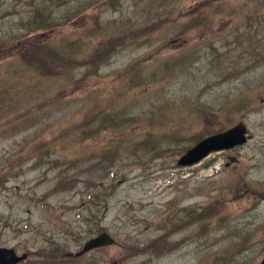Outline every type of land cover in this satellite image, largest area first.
<instances>
[{"label":"rangeland","instance_id":"1","mask_svg":"<svg viewBox=\"0 0 264 264\" xmlns=\"http://www.w3.org/2000/svg\"><path fill=\"white\" fill-rule=\"evenodd\" d=\"M88 1L0 0V247L37 264L55 244L75 254L100 228L115 244L60 263L259 264L264 0ZM93 4L101 29L84 34ZM50 11L57 25H38ZM31 18L30 31L24 24ZM151 22L154 33L115 48L92 74L45 62L41 75L31 61L49 47L79 59L107 37L142 32ZM95 112L86 125L97 128L91 139L57 137ZM242 121L252 136L245 146L176 165L186 149ZM103 149L122 160L120 167H110ZM86 152L94 153L92 163H71L68 173L52 165ZM109 172L116 174L113 192L93 206L66 178L105 187ZM165 220L184 224L164 235ZM157 236L166 248L152 249Z\"/></svg>","mask_w":264,"mask_h":264},{"label":"trees","instance_id":"2","mask_svg":"<svg viewBox=\"0 0 264 264\" xmlns=\"http://www.w3.org/2000/svg\"><path fill=\"white\" fill-rule=\"evenodd\" d=\"M50 1H55V0H50ZM91 0H89L87 3H90ZM96 1V0H95ZM206 2V1H205ZM203 2V3H205ZM95 4H93L94 6ZM99 9V6L95 8V12L92 14L91 18H92V24L90 26V28H85L83 30L84 34H90L92 33V35H96L98 34V31L101 29L100 24H99V17H100V13H96L97 10ZM195 11H198L196 16H201L202 15V10L199 9H195ZM67 17V16H66ZM57 19V18H56ZM197 20V18H196ZM38 25L43 26L44 25H48L47 27L49 29H51L52 27L57 25V22L55 20V17L52 16V11L48 12V14L45 16V18H39L38 20ZM194 25H197L196 23H193ZM34 26V24H32V18L30 20L27 21L26 24H24V28L28 29L31 31ZM150 26H146L145 30H142V32H138V31H132L129 32L127 35L125 34H118L116 36L113 37H108L106 38V40H104L105 44L101 45V47H99L98 49H96V47L94 49H92L91 51H88L85 54H80V58L77 59L74 55H68L64 54L63 52H61L60 50H55L52 47H49L47 49H45V52L43 54V56L38 55V58H36L35 60L31 59V61H34V64L37 66H40L41 71V75H45L42 74L43 73V68L41 65H44L42 63L47 62L48 65H54L58 68H60L61 70H77L78 68H82L83 67V71H89L91 74L96 72L94 70H98L103 64L107 63L109 58L111 57V55L114 52L115 48L121 47L123 44H125L126 42H131L136 40L138 37L141 36H145V35H150L152 30H148ZM146 32H149L146 34ZM3 41H0V43ZM79 43H81L80 40H78ZM103 43V42H102ZM109 48V52H107L106 54H104V51L100 50L102 48ZM83 49L85 50V48L83 47ZM96 49V50H95ZM33 49L32 52L30 54H33ZM88 67H92V68H88ZM89 75L88 72H86L85 77ZM82 78V76H80ZM78 80V78H77ZM139 83L142 85L143 82L138 80ZM98 114V113H97ZM98 118V115H96V112L91 114L89 117L86 118H82L80 121H82V124H77V125H72L70 126V124L64 128L62 131H60L57 134V137H61L63 134H74L71 137H79L81 141L84 140H88L91 139L94 134L97 132V128L94 129L92 127L88 128L86 125L87 123L90 124L96 119ZM78 134H75V133ZM47 149H49L50 147H47ZM25 149H28L27 147ZM24 149V150H25ZM31 151H35L33 148ZM23 152V150H20V152L16 155V157L14 158V162H18L19 158H21V153ZM29 152V150L27 151V153ZM109 151H107L106 149H103L101 151V156L102 157H107L108 161H109V165L110 167H115L118 168L120 167V165L118 166V163H121L122 160L121 159H115L118 156L117 155H110L108 154ZM45 154H47V152H45ZM40 157H42V154H39ZM114 156V157H113ZM94 158V153L93 152H86V153H80V154H76L74 157L72 158H59L57 160H54V162L52 163V165H60L61 169L65 172L68 173V171H70V164L71 163H75L77 161H80L82 164L84 163H92ZM115 173H111L109 172V174H107L106 176V182L108 183L107 186H103L102 184H98L97 186L94 185L93 180L91 178H88L86 180H81L79 177H77L76 175L73 174H69L66 178L67 181H74L75 184L74 186L76 187V189L78 191H80V189H84L86 192V197L87 199L85 200L86 205H88L89 201L91 200L92 206L94 205V203L96 202V200L98 199H103L104 203L106 202L107 197L113 192L114 189V178H115ZM195 221L200 220L196 214H193ZM165 222H168L167 224L168 226V231L166 234L164 235H168L171 232H173L174 230H176L177 228L180 227V224H174L172 225V223H170V220H165ZM100 228H96V231H100ZM158 238V236L153 240L150 241V245L152 247V249L158 247L159 245H161L163 243L162 239L156 240ZM160 238V237H159ZM164 238V237H163ZM149 243L147 244V246L149 245ZM53 242L49 243V246L52 247ZM166 248V244L163 243L161 245V247L159 249H164ZM158 249V250H159ZM67 256L64 255V252L62 251V247L60 245L55 244V248H51V250L48 248L46 249V251L44 252L43 258L44 261L39 262L37 264H61L60 261H67V260H73L76 261L79 258H67L65 259ZM51 258V259H50ZM50 259V260H49ZM55 259L54 262H52ZM29 264H33V263H29Z\"/></svg>","mask_w":264,"mask_h":264},{"label":"water","instance_id":"3","mask_svg":"<svg viewBox=\"0 0 264 264\" xmlns=\"http://www.w3.org/2000/svg\"><path fill=\"white\" fill-rule=\"evenodd\" d=\"M246 129L242 125H235L226 131L211 135L199 141L194 147L187 150L178 160V165H191L198 162L200 159L207 156L211 151L231 148L241 144L246 140L244 137ZM114 242L113 238L106 232L88 239L80 252L76 255H81L92 249L109 246ZM22 254L17 256L13 249L0 248V264H15L25 258ZM259 264H264V258Z\"/></svg>","mask_w":264,"mask_h":264},{"label":"flooded vegetation","instance_id":"4","mask_svg":"<svg viewBox=\"0 0 264 264\" xmlns=\"http://www.w3.org/2000/svg\"><path fill=\"white\" fill-rule=\"evenodd\" d=\"M259 114L261 115L262 120H264V107H261V108H260ZM247 119H248V117H247ZM244 121H245V120H244ZM245 122H246V121H245ZM248 122H250L249 119H248ZM257 126H258V127H264V122H260ZM251 137H252V136H251ZM245 144H246V143H245ZM245 144H242V145L238 146L237 149L242 148L243 146H245ZM225 151H226V150L221 151V152H225ZM234 161H236V158H234Z\"/></svg>","mask_w":264,"mask_h":264}]
</instances>
